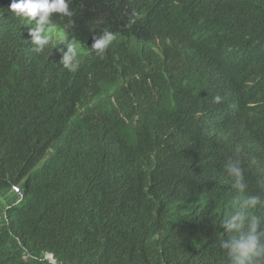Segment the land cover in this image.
<instances>
[{
	"label": "trees",
	"instance_id": "trees-1",
	"mask_svg": "<svg viewBox=\"0 0 264 264\" xmlns=\"http://www.w3.org/2000/svg\"><path fill=\"white\" fill-rule=\"evenodd\" d=\"M11 2L0 264H228L230 217L264 201V0H71L74 26L54 15L57 43L39 53ZM103 31L114 39L98 56ZM65 39L73 71L59 63ZM237 148L244 192L225 168Z\"/></svg>",
	"mask_w": 264,
	"mask_h": 264
},
{
	"label": "clouds",
	"instance_id": "clouds-1",
	"mask_svg": "<svg viewBox=\"0 0 264 264\" xmlns=\"http://www.w3.org/2000/svg\"><path fill=\"white\" fill-rule=\"evenodd\" d=\"M71 0H12L8 11L15 16L34 22V27L24 31L21 37L27 39L33 50L37 53L44 51L50 43H57L54 36L55 28L52 26L54 15L67 18L64 27L71 28L75 21L72 17L75 13L70 8ZM25 34V35H24ZM54 36V37H53ZM93 43L90 50L98 56H102L114 39L110 31H103L99 35H92ZM63 49H60V65L68 71H73L79 64L78 45L66 39L60 42ZM220 97H213L215 103L220 102ZM241 149L235 150V159H231L225 164V168L234 180V187L244 192L246 182L244 169L240 156ZM16 192L20 193V201L24 197V192L15 186ZM258 206H264V201L259 196H250L241 201L239 210L230 217L226 225L228 239L222 244L227 250L228 264H264V217L255 214L254 210ZM52 262L55 259L48 255Z\"/></svg>",
	"mask_w": 264,
	"mask_h": 264
},
{
	"label": "rangeland",
	"instance_id": "rangeland-1",
	"mask_svg": "<svg viewBox=\"0 0 264 264\" xmlns=\"http://www.w3.org/2000/svg\"><path fill=\"white\" fill-rule=\"evenodd\" d=\"M15 27L22 32L29 30L30 28H33L34 25L31 22L28 21H23V22H18L15 24Z\"/></svg>",
	"mask_w": 264,
	"mask_h": 264
}]
</instances>
